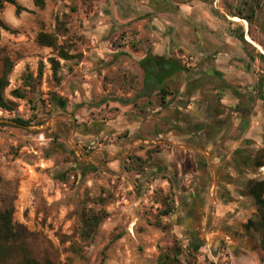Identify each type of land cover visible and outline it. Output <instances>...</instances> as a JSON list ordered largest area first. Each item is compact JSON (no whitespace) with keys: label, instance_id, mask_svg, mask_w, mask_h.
Here are the masks:
<instances>
[{"label":"rangeland","instance_id":"rangeland-1","mask_svg":"<svg viewBox=\"0 0 264 264\" xmlns=\"http://www.w3.org/2000/svg\"><path fill=\"white\" fill-rule=\"evenodd\" d=\"M14 1L22 10L0 9V73L4 57L12 63L4 91L10 109H0V210H11L26 230L31 256L52 264H157L166 253L178 264H264L255 237L247 233L239 245L257 211L245 187H264V166L251 158L264 161V114L256 109L264 102V0L251 22L237 15L247 0H43L41 9ZM39 33L55 34L70 58L38 45ZM146 49L175 57L183 71L173 87L190 80L193 94L210 102L208 128L221 133L208 156L197 155L200 165L180 168L171 140L165 149L106 130L111 118L127 115L108 100L138 83L124 68L129 61L138 70L127 54ZM231 106L242 112L236 122L225 117ZM228 137L236 145L226 158ZM158 157L168 160L162 174ZM223 161L234 163L232 183L213 177ZM195 189L203 201L190 228L182 218ZM86 215L101 218L94 232Z\"/></svg>","mask_w":264,"mask_h":264},{"label":"crops","instance_id":"crops-1","mask_svg":"<svg viewBox=\"0 0 264 264\" xmlns=\"http://www.w3.org/2000/svg\"><path fill=\"white\" fill-rule=\"evenodd\" d=\"M127 57L132 59L135 63L134 65L138 68L137 70L133 67L129 61L124 64V68L128 69L132 75L138 76L137 85L134 83L138 92L134 93L133 91L136 89H130V92L125 97L120 98L119 95H116L108 100L110 106L121 109L122 113L127 115L111 118L106 125L107 132L112 130V133H117L120 130H124L128 132V137L131 139L133 137L144 138L145 141L161 143L165 149L169 147L166 141L171 140L178 145L176 157L180 168H184L186 163L194 166L196 164L200 165L202 161L197 155L208 156L214 137H220L221 133L214 125V127H210L211 129L208 128L210 102L201 99L200 95L193 94L192 85L188 83L190 80L179 86L174 84L173 87L172 81L176 80L177 76L183 71L175 57L164 54L157 49H146L137 53H129ZM98 60H100L99 57L97 58V64L101 66L102 63ZM107 64H111V62ZM115 66L113 65V68ZM202 75L203 71L200 70V73L192 76L195 78L198 76L202 77ZM163 95H166L165 98H163ZM157 99L158 104L156 103ZM136 103L137 105L140 104L138 109L136 108ZM219 107L222 108V105ZM228 108L230 109L226 111L225 116L228 119L227 121L236 122L237 115L242 112L232 106ZM246 122H249V119H246ZM214 123H218V119ZM234 128L235 124H233L232 129ZM212 133H215V135L212 136ZM224 145L230 151L226 156L228 158L234 152L236 144L228 137ZM156 160H158V164H156L158 173L161 172L162 174L164 170L167 171L164 165L168 160L163 161L161 157ZM217 161L219 160H214L215 163H218ZM224 162L221 163L216 174L212 170L213 177H219L232 183L234 163L230 166H225ZM187 201L188 213L186 215H194L196 218L195 222L198 223L200 218L196 211V205L203 201L198 189L193 190L188 195ZM184 216L183 220H185ZM191 223L193 227L194 221Z\"/></svg>","mask_w":264,"mask_h":264},{"label":"trees","instance_id":"trees-1","mask_svg":"<svg viewBox=\"0 0 264 264\" xmlns=\"http://www.w3.org/2000/svg\"><path fill=\"white\" fill-rule=\"evenodd\" d=\"M34 6L43 8V0H32ZM259 0H247L245 3V12L243 14L238 13L237 15L242 20L251 22L255 15V6H258ZM4 4H10L15 6L16 11L22 10L21 7L16 5L14 0H0V9L3 8ZM1 27V23H0ZM261 30L264 32V23L260 25ZM57 30L60 31L59 25ZM240 41H243V36L238 37ZM36 42L42 47L51 48L57 51L58 56L64 60L70 58V56L64 51V48L57 43L55 34L39 33L36 37ZM245 42V41H243ZM264 49V42L261 43ZM260 58H264V55H259ZM54 64L53 74L55 75L57 63L51 61ZM12 69V63L7 58L2 59V71L0 73V109L9 110L8 103L4 100V91L8 86V74ZM183 69V68H182ZM19 124L27 125V122L16 120ZM246 192L248 196L253 200L258 211H262V221L257 223L264 226V187L263 181H249ZM171 212V208L165 209L164 215ZM101 218L97 215H86L84 218V225L88 233L94 232L98 226ZM253 223L251 219H248L244 223V228L248 229L251 226L257 225ZM194 237V236H193ZM192 237V239H193ZM28 234L26 230L18 225H15L12 221L11 210H0V264H52L46 260L43 262L38 261L36 258L31 256L27 248ZM157 264H178L175 256L171 258L168 254L164 253L158 258Z\"/></svg>","mask_w":264,"mask_h":264},{"label":"flooded vegetation","instance_id":"flooded-vegetation-1","mask_svg":"<svg viewBox=\"0 0 264 264\" xmlns=\"http://www.w3.org/2000/svg\"><path fill=\"white\" fill-rule=\"evenodd\" d=\"M246 39L248 40V38H246ZM260 102H262V101H260ZM262 103L263 104L257 105L258 107H256V109L259 112L260 116L264 114V102H262ZM251 158L254 159V162L253 163H254L255 166H257L259 164H261V165L264 166V161H260L259 162V159H258L257 155L251 156ZM248 185H249V182L247 183V185L245 187V191H246ZM258 212H259V220H258L257 223H260V221H262V219H260L262 217V211H258ZM184 219L185 220H190V222H193V221L195 222L196 221V218H195L194 215H191V216H187L186 215V216H184ZM191 227H192V223H190V228ZM250 230L259 233V235H260V247L264 249V226L259 225V224L254 225V226H251L248 229H244L242 232L239 233V234H241V239H239V241H240L239 242V245L243 247V245L245 244L244 242H245V240L248 237V234L247 233H249ZM195 235H198V232L197 231L194 232V235L193 236H195Z\"/></svg>","mask_w":264,"mask_h":264},{"label":"water","instance_id":"water-1","mask_svg":"<svg viewBox=\"0 0 264 264\" xmlns=\"http://www.w3.org/2000/svg\"><path fill=\"white\" fill-rule=\"evenodd\" d=\"M251 220L255 224L258 222V220H259V212H258V210L254 214V216L251 218ZM249 234L256 238V240L258 242L257 253L260 256V259H263L264 260V249L260 247V235H259V233L250 230Z\"/></svg>","mask_w":264,"mask_h":264}]
</instances>
